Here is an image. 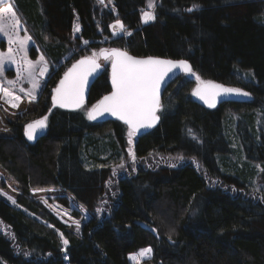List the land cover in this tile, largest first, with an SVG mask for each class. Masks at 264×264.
Returning <instances> with one entry per match:
<instances>
[{
  "label": "trees",
  "instance_id": "trees-1",
  "mask_svg": "<svg viewBox=\"0 0 264 264\" xmlns=\"http://www.w3.org/2000/svg\"><path fill=\"white\" fill-rule=\"evenodd\" d=\"M9 2L33 42L29 58L41 54L49 70L35 108L0 135V167L19 192L15 204L0 194V264H134L127 256L149 247L150 264H264V189L253 188H264V0H159L148 24L140 21L146 0H112L114 13L95 0ZM117 20L125 34L112 35ZM103 48L185 59L250 98L206 109L179 77L164 92L158 125L134 137L135 161L115 176L128 129L85 112L110 91L108 66L83 108L52 103L64 72ZM45 116V133L27 140L25 126ZM151 154L185 159L147 162ZM42 187L67 190L96 216L74 234L32 196Z\"/></svg>",
  "mask_w": 264,
  "mask_h": 264
},
{
  "label": "snow or ice",
  "instance_id": "snow-or-ice-1",
  "mask_svg": "<svg viewBox=\"0 0 264 264\" xmlns=\"http://www.w3.org/2000/svg\"><path fill=\"white\" fill-rule=\"evenodd\" d=\"M103 4L104 0H98ZM7 0H0V35L7 39L9 45L7 53H0V77L4 75L5 60L16 63L18 75L24 71L27 72V78L32 84V89L26 94L30 98H35L36 90L41 87L39 80L35 78V69L38 65L40 68V76H44L48 72V64L43 56H40L36 62L27 57V45L30 37L20 39L18 36L17 25L19 20L13 5L7 3ZM148 7L155 8L154 0H149ZM192 11V9H188ZM141 19L144 23H148L156 19L154 11L142 12ZM113 29L119 28L121 32L126 31L125 26L119 20L112 25ZM79 25L74 26V31H79ZM117 34V33H114ZM130 35V33H127ZM88 44V41H84ZM18 44L19 50L24 52L23 66L15 60L13 56L12 45ZM103 57L105 61L111 60V82L112 91L103 96L90 109H86V116L89 120H96L105 114L116 117L117 120L123 121L128 127V143L132 144L133 136L137 135L141 129L153 127L159 120L157 112L162 108L161 104V88L171 79L175 71L182 70L184 73L195 77L197 86L192 91L193 96H198L209 107L216 106L217 97L228 95L248 96L249 93L243 92L239 88H228L223 85L216 84L213 81L203 80L186 60H171L155 57L136 58L130 56L127 52L119 49H101L99 53L93 52L91 56H85L75 63L64 73L63 78L59 81L58 86L53 90L52 103L53 106L61 108L81 109L85 104V90L89 83V77L93 75L100 67L98 60ZM14 85L15 81H8ZM20 91H25L23 88ZM7 102L13 107H18L16 101L20 98L14 96L7 88L0 87ZM47 127V117L29 123L25 126V135L29 140L36 138L38 130H44ZM195 138V137H194ZM129 155L135 161V153L129 148ZM180 159H183L180 157ZM175 167V165H172ZM123 167V165H121ZM115 174V172H114ZM2 194V193H0ZM13 204L16 201L11 197H7ZM102 209H97V212ZM77 231L80 229V222L75 221ZM67 245L68 241L64 240ZM152 249L145 248L139 250L137 255H133L130 259L136 260L140 264V258L150 254Z\"/></svg>",
  "mask_w": 264,
  "mask_h": 264
},
{
  "label": "rangeland",
  "instance_id": "rangeland-1",
  "mask_svg": "<svg viewBox=\"0 0 264 264\" xmlns=\"http://www.w3.org/2000/svg\"><path fill=\"white\" fill-rule=\"evenodd\" d=\"M9 1L10 0H7V3H10ZM158 2H159V0H154L155 8H156V5H157ZM7 3L5 5H3V6H7ZM148 3H149V0H146L145 6L140 11L141 24H148V23H151V22L154 21L153 20V21H150L148 23H144L142 21V19H141L142 12H145V11H154L155 12V8L154 9H150L148 7ZM94 6L99 11L106 10V11H110V12H113V13L115 12L112 0H104L103 4L99 3L98 0H95ZM17 18L19 20V24L17 25L19 38L20 39H26V38L30 37L29 34L26 32V29H25L23 23L21 22V20L19 19L18 16H17ZM262 18L264 20V13L262 14ZM115 23L116 22L112 23L111 26L114 25ZM111 26H110V31H111L112 35L125 34V32H121L119 28L113 29V27H111ZM79 27H80V25H79ZM114 33H117V34H114ZM29 42H32V40L30 39ZM0 45L3 46V48L0 47V53H7L9 45L7 43L6 37H4L3 35H0ZM12 47H13V56L15 57V60L17 61V63H19L21 66H23V59L22 58L24 56V52L19 50V45L18 44H14V45H12ZM29 49H30V46L28 47V45H27V57H28V59H29V56H28ZM103 49L110 50V48H103ZM100 50L101 49H99V50H97L95 52L99 53ZM92 53H93V51L91 53H88L87 56H91ZM40 56H42V55L38 54V59H39ZM29 60H31V58ZM34 62H36V61H34ZM108 63H109V61H102L101 62L102 65H108ZM7 66H13L15 69H17V64L16 63H11V62L5 60L4 68H6ZM41 67H42V65H38L36 70H35V78L37 80H39L41 87L36 90V94H35V98L34 99L30 98L26 94L29 90L32 89V84L29 82V80L27 78V72H24V73L22 72V73H20L18 75V71H17V77L15 78L16 72L14 70L12 71L10 69H7V71L4 73V75L6 77H8V78L9 77L11 78V79H9V81H15V84L14 85L9 84L8 82H5L4 77H0V81H3V84L0 83V87L7 88L14 96H18L20 99H25L26 101L29 102V104L36 105L35 104L36 98H37L41 88L45 84L46 78H47V75H48V72H47L44 76H40L39 73H40V68ZM48 70H49V66H48ZM14 74H15V76H14ZM185 77L187 79H189L190 81H192V83H193V86H192V89H191V93H192L193 89H195L196 86H197V81L195 80V77H193V76H191L189 74L185 75ZM23 78H25V79H23ZM202 79L208 81L205 78H202ZM20 85L22 87H20ZM21 88H23L25 91H23V92L20 91ZM239 89H241V88H239ZM242 91H244V90H242ZM0 95H1V99L3 101H5V103H7V105L10 106L11 103L7 102V98L4 97L3 92H0ZM91 106H89L88 109H90ZM34 108L35 107H33V109ZM27 111H29V110H27ZM27 111H24L22 114H24ZM14 120H10L8 118L7 119V123L6 122L5 123H3V122L0 123V134L3 133V134H8L9 135L10 132H9V130L7 128V124L9 122H11V121H14ZM127 133H128V130L126 132L127 147H126V151H125V158L122 159L120 162L115 163L112 166V172H113V175H115V176H120V172H121V168H122L121 165H123V167H124V166H126L128 164H131L132 160H133V158L129 155V148L131 147V149H132L133 142H134V137L132 138V140H133L132 144L129 145ZM180 157H182L183 159H180ZM153 158L166 159V160H168V162L176 163V164L182 162L185 159L184 156L180 155V154H176V155L151 154L147 158V162H149ZM143 163L145 164L146 162H143ZM258 168L260 170V167H258ZM114 172H115V174H114ZM253 186H254L253 188L256 189L254 191H261V189L263 191V189H264L263 188V184H257L256 181H255ZM0 193H2L1 195H3L6 198L8 196H11L14 200L17 198L18 193H19L18 192V184H17V182L12 177H10L1 167H0ZM31 194H32V196L35 199L39 200L59 221H61L64 225H66L68 227V229L71 230L74 234L78 235L79 231H80V229H79V231H77L75 223H74L75 221H79L80 222V228H81L82 225L85 222H87L88 219L96 216V213H94L93 211H90L87 207H85L80 202H78L76 200V198L71 193H69L67 190H65V189L58 188V187L32 188L31 189ZM61 199H63V200H61ZM9 201L12 203L11 200H9ZM63 245L66 246L64 244V240H63ZM138 253L139 252L133 253V254H129L127 256L128 261L130 263L137 264V261L133 260V259H130V257L133 256V255H137ZM151 256H152V252L150 254H148L144 258H140V264H150V263H148V261L150 260Z\"/></svg>",
  "mask_w": 264,
  "mask_h": 264
},
{
  "label": "water",
  "instance_id": "water-1",
  "mask_svg": "<svg viewBox=\"0 0 264 264\" xmlns=\"http://www.w3.org/2000/svg\"><path fill=\"white\" fill-rule=\"evenodd\" d=\"M111 50V49H110ZM119 50H121V51H125V50H123V49H119ZM125 52H127V51H125ZM130 56H133V57H136V58H147V57H155V58H161V59H171V60H181V59H173V58H164V57H156V56H146V57H140V56H134V55H132V54H130L129 52H127ZM81 59V58H80ZM183 60H185V59H183ZM102 61H105L104 59H103V57H100V59L98 60V63H100V65H101V67L95 72V73H93V75L92 76H90L89 77V83H88V86H87V88H86V90H85V103L87 102V99H88V95H89V91H90V87H91V85H92V83L94 82V80L96 79V77L99 75V73H100V71H101V69H102V64H101V62ZM109 61V63H108V83H109V86H110V91L107 93V94H105V95H108L111 91H112V82H111V72H112V68H111V60H108ZM187 61V60H186ZM188 62V61H187ZM75 63V62H74ZM189 63V62H188ZM190 64V63H189ZM72 66V65H71ZM70 66V67H71ZM69 67V68H70ZM68 70V69H67ZM66 70V71H67ZM65 71V72H66ZM64 72V73H65ZM185 75H187L186 73H184L182 70H178V71H175V74L172 76V78L171 79H168L167 80V82L162 86V88H161V101H162V97H163V95H164V92L166 91V89H167V87L172 83V82H174L176 79H178L179 77H181V76H185ZM63 76H64V74L62 75V77L60 78V80L63 78ZM59 80V81H60ZM59 81H58V83H57V85L55 86V88L58 86V84H59ZM208 81H211V80H208ZM214 83H216V84H220V85H223L224 87H228V88H237V87H234V86H230V85H225V84H223V83H219V82H216V81H213ZM54 88V89H55ZM53 89V90H54ZM53 90H52V95H53ZM244 92V91H243ZM105 95H103V96H105ZM102 96V97H103ZM101 97V98H102ZM100 98V99H101ZM192 98H193V100L194 101H196L197 103H199L200 105H202L203 107H205L206 109H210V110H212V109H215L220 103H223V102H226V101H248L249 100V95L248 96H242V95H228V96H220V97H217V100H216V106L215 107H209L206 103H204V101L203 100H201L198 96H193L192 95ZM99 99V100H100ZM56 107H58V108H61V107H59L58 105L56 106ZM61 109H64V110H70V111H76V110H79V109H71V108H61ZM161 110V109H160ZM159 112L160 111H158L157 112V115L159 116ZM38 120H40V119H38ZM37 121V120H36ZM93 121H95V122H107V121H117V122H119V123H121V124H123L127 129H128V127H127V125H125L124 123H123V121H120V120H117V118L116 117H113V116H110V115H107V114H105L104 116H101V117H98L96 120H93ZM32 123V122H31ZM158 123H159V120L156 122V124L153 126V127H151V128H147V129H141L140 130V132L139 133H137V135H135V136H133V137H139V136H141V135H144V134H146V133H148V132H150L151 130H153L157 125H158ZM45 131H46V128L44 129V130H38L37 131V135H36V138L35 139H33V140H29L28 138H27V136H26V138H27V140H29V141H31V142H33V141H35V140H37L38 138H40L44 133H45ZM24 133H25V130H24Z\"/></svg>",
  "mask_w": 264,
  "mask_h": 264
},
{
  "label": "crops",
  "instance_id": "crops-1",
  "mask_svg": "<svg viewBox=\"0 0 264 264\" xmlns=\"http://www.w3.org/2000/svg\"><path fill=\"white\" fill-rule=\"evenodd\" d=\"M33 43L32 42H29L28 43V47L32 46ZM30 59V58H29ZM33 62L34 61H37L38 60V55L36 56V58L34 59H31ZM4 73L7 71V69H10V70H14L16 72V76L15 78L17 77V69H15L13 66H7L6 68H4ZM36 70V69H35ZM26 72V71H24ZM23 72V73H24ZM4 79H5V82H8L9 79H11L10 77H6L5 75H3ZM25 79V78H23ZM1 84H3V81H0ZM20 87H22L20 85ZM16 103L18 104V107H13L9 105H7V103H5V101H3L1 99V95H0V123H7V119L9 118L10 120H14L16 119L17 117H19L24 111H27V110H31L33 109V107H35V105L33 104H29L28 101H26L25 99H19L18 101H16ZM0 135H8V134H3L1 133Z\"/></svg>",
  "mask_w": 264,
  "mask_h": 264
},
{
  "label": "bare ground",
  "instance_id": "bare-ground-1",
  "mask_svg": "<svg viewBox=\"0 0 264 264\" xmlns=\"http://www.w3.org/2000/svg\"><path fill=\"white\" fill-rule=\"evenodd\" d=\"M131 256V255H130Z\"/></svg>",
  "mask_w": 264,
  "mask_h": 264
}]
</instances>
